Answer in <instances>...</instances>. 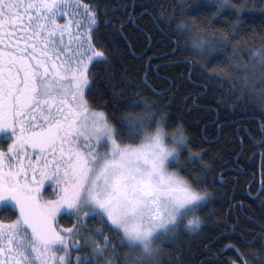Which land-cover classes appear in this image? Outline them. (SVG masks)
<instances>
[{"label":"snow or ice","instance_id":"6c2138e0","mask_svg":"<svg viewBox=\"0 0 264 264\" xmlns=\"http://www.w3.org/2000/svg\"><path fill=\"white\" fill-rule=\"evenodd\" d=\"M195 4L193 15L189 0H146L140 15L175 36L206 88L229 85L217 111L252 109L264 133V34L247 38L255 14L264 28V0ZM99 16L91 0H0V264H183V238L214 214L212 165L179 118L172 126L173 88L117 73ZM237 131L264 161V136ZM256 235L203 264H264V225Z\"/></svg>","mask_w":264,"mask_h":264},{"label":"trees","instance_id":"16d2710c","mask_svg":"<svg viewBox=\"0 0 264 264\" xmlns=\"http://www.w3.org/2000/svg\"><path fill=\"white\" fill-rule=\"evenodd\" d=\"M91 2L98 6L100 13L99 43L108 50L116 49L118 55H122L121 59L113 61L117 73L126 67L131 74L139 73L141 77L147 73L148 82L158 88L172 87L173 92L165 97L172 99L169 111L172 126L179 118L194 144L206 150L205 161L212 165L208 184L213 199L205 211L214 214L202 226L203 231L199 235L189 234L183 238V264H203L210 258V253L219 252L229 241L242 251L244 240L255 239L258 242L256 234L264 225V195H261L264 191L261 187L264 161L258 154L261 149L254 148L251 140L245 138L243 145L240 144L239 138L244 136V132L237 131L247 127L254 139L261 140L264 136L257 124L247 119L252 109L244 113L240 109L234 113L223 109L217 111L214 95H221L229 85L225 84L223 89L213 93V85L208 83L206 88V81L198 71L191 70L190 74L188 65L181 62L183 56L172 50L175 36L170 39L169 32L162 25L153 26L147 16L140 15L143 11L141 5L146 0ZM189 3L193 5L191 14L194 15L197 10L195 0H189ZM165 7L172 11L167 3ZM105 20H110L111 24L106 26ZM259 20L257 13L254 30L247 34L248 39L255 37L258 41L259 35L264 34ZM252 22L250 17H246V23ZM116 29H121V33ZM116 79H120L119 75ZM0 143H3L2 139ZM254 152L257 155H253ZM48 187L46 184L45 188ZM45 198H49L47 194ZM64 226L69 225L65 222ZM228 258H235L231 250L220 259Z\"/></svg>","mask_w":264,"mask_h":264}]
</instances>
